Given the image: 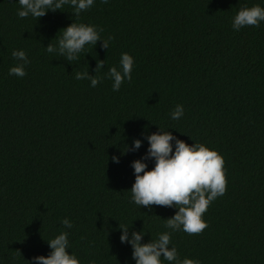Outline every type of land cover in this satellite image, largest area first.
Masks as SVG:
<instances>
[{
    "label": "trees",
    "instance_id": "16d2710c",
    "mask_svg": "<svg viewBox=\"0 0 264 264\" xmlns=\"http://www.w3.org/2000/svg\"><path fill=\"white\" fill-rule=\"evenodd\" d=\"M258 3L96 0L79 20L69 6L36 20L18 18V0H0V264L48 255L46 240L61 231L80 264H135L119 226L142 229L147 242L177 210L130 199L132 161L159 127L224 159L226 191L203 214L207 227L172 233L180 259L264 264V22L231 27L242 5ZM73 21L102 28L108 48L98 40L73 62L48 54ZM19 49L30 61L23 78L8 74ZM123 52L134 59L132 79L113 92L106 74ZM86 70L103 78L95 88L75 79ZM177 104L184 116L172 120ZM134 138L141 147L124 152Z\"/></svg>",
    "mask_w": 264,
    "mask_h": 264
},
{
    "label": "clouds",
    "instance_id": "9594fccd",
    "mask_svg": "<svg viewBox=\"0 0 264 264\" xmlns=\"http://www.w3.org/2000/svg\"><path fill=\"white\" fill-rule=\"evenodd\" d=\"M95 2L96 0H18L16 15L20 19L32 17L38 20L49 11L69 6L72 14L79 20L81 13L90 9ZM101 3L108 4L109 0H101ZM262 4L264 0L251 6L242 5L232 17V29L239 31L244 27H259L264 22ZM61 29L63 31L56 37L55 43L45 46V51L53 57H64L69 62L78 60L81 54L86 53L87 45L95 46L100 40L103 42L102 46L108 48L112 39L102 38L103 29L90 23L73 21ZM11 56L16 63L9 67L8 74L17 78L25 77L26 65L30 63L26 52L23 49L13 50ZM133 66V57L123 52L119 66L108 69L106 78L112 81L113 92L119 91L125 80L131 81ZM103 67L102 61L97 62L96 70ZM75 79L88 80L90 87L95 88L103 78L90 76L86 70L77 72ZM169 116L172 120L181 119L184 116L183 105L177 104ZM159 129L144 137L148 142L147 151L140 159L132 161L135 179L130 188V199L138 207L159 205L177 210L173 216L166 218L164 228L167 230L160 232L155 239L142 242L146 232L141 229L129 234V227L125 226H119V239L121 243L131 246L135 264H200V261L189 257L180 259L176 247L172 245V233L183 231L189 235L199 234L207 227L203 214L226 191L224 159L217 150L203 143L194 141L189 145L174 137L171 132L161 127ZM141 143V139L134 138L131 147L126 145L124 152L139 149ZM112 160L119 163L117 156H113ZM148 160L153 161L151 168L146 163ZM61 223L66 229L73 227L68 218H64ZM68 235L67 231H61L46 240L51 251L46 256L33 257L28 264H80L79 258L67 251L70 249Z\"/></svg>",
    "mask_w": 264,
    "mask_h": 264
}]
</instances>
